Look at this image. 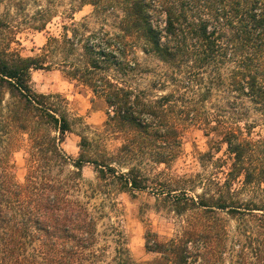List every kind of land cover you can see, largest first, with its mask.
Returning a JSON list of instances; mask_svg holds the SVG:
<instances>
[{"label": "trees", "instance_id": "obj_1", "mask_svg": "<svg viewBox=\"0 0 264 264\" xmlns=\"http://www.w3.org/2000/svg\"><path fill=\"white\" fill-rule=\"evenodd\" d=\"M72 1L78 3L73 10L89 5L96 13L119 14V33L85 36L72 24L61 38L49 37L39 56L22 57L0 20V264H110L97 246V219L79 199L86 165L99 182L131 196L148 192L170 203L175 214L188 216L168 241L147 231L145 249L154 258L137 264H220L215 255L227 218H248L264 233V137L254 132L258 122L240 111L247 103L264 121V0H202L197 21L166 0ZM155 14L164 17L162 28L153 24ZM135 43L175 70L188 64L197 69L198 100L188 101L178 90L151 96L110 74H126L125 47ZM56 51L63 55L65 76L107 106L103 132L121 140L114 159L94 158L85 138L75 159L61 148L72 131L66 100L35 92L31 81V72L58 67L50 60ZM227 63L231 68L224 75ZM214 91L223 94L222 104L214 102ZM185 123L198 125L205 136L217 135L226 147V160L211 153L202 157L223 177L201 180L205 190L197 196L172 190L170 181L159 178L162 171L150 174L140 166L146 161L155 171L168 168L180 154ZM19 136L27 141L21 183L11 160ZM129 161L140 164L122 166ZM248 189H258L261 199L242 200ZM123 245L113 264H136ZM244 256L241 250L246 263Z\"/></svg>", "mask_w": 264, "mask_h": 264}, {"label": "rangeland", "instance_id": "obj_2", "mask_svg": "<svg viewBox=\"0 0 264 264\" xmlns=\"http://www.w3.org/2000/svg\"><path fill=\"white\" fill-rule=\"evenodd\" d=\"M166 1L180 7L188 19L193 17L194 20H199V5L202 0ZM77 4L72 0H0V20L6 24L7 33L13 38L11 48L17 50L22 57L39 56L49 37L61 38L65 28L71 31L72 24L78 28L79 34L85 36L94 32H107L109 36L119 33V14L111 11L96 13L89 5L73 10V5L76 7ZM203 14L207 16L208 11L205 10ZM163 19L162 15L152 16L153 24L160 28L163 27ZM44 23L45 28L38 31L37 28ZM124 55L129 66L126 74L120 75L114 71L110 74L122 79L132 90H144L151 96L178 90L177 94L183 95L184 99L195 102L198 100L199 71L190 69V64L183 66L180 71L175 70L157 60L155 56L145 54L141 44L136 43L126 45ZM50 60L57 63L58 67L31 72V81L35 92L59 95L66 100L72 131L65 136L61 148L66 155L75 159L81 139L85 138L91 143L90 155L94 158L107 156L114 159L121 140L117 135L103 132L107 120V106L88 88L71 82L65 76L61 70L63 65L60 64L63 55L59 51ZM230 68L231 64L227 63L222 66L221 72L227 75ZM222 95L221 92L214 91V102L222 104ZM240 111L248 116L249 122H258L254 132L264 137V121H260L259 114L251 105L245 103ZM182 128L180 154L168 168L160 166L155 171L146 161L140 166L150 174L162 171L159 178L170 181L172 190L183 189L189 196H197L205 190L201 180L223 177L221 172L212 168V163L202 157L211 153L215 158L226 160V147L219 143L220 138L217 135L205 136L198 125L185 123ZM26 147V136L17 137L12 146L11 160L14 162L16 179L20 183L23 182L27 170ZM122 164L126 166L140 163L129 161ZM81 174L84 181L79 199L97 219V246L104 251L105 260L110 264H113L112 259L120 244L128 248L136 264L152 260L154 255L147 253L145 249L146 232L156 234L161 241H168L189 220L188 216L175 214L170 203L160 197L152 196L148 192H135L131 196L109 181L99 182L94 168L90 165L84 166ZM261 197L258 189H248L240 195L242 200L255 202ZM222 217L227 218L225 215ZM217 248L219 254L215 258L220 264H254L255 261L256 264H264V233L248 218L241 222L227 218L225 234L221 246ZM241 250H244L246 263L240 258ZM257 254L260 256L257 257L258 260Z\"/></svg>", "mask_w": 264, "mask_h": 264}]
</instances>
